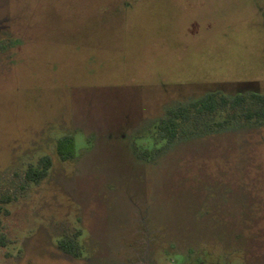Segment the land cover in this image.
<instances>
[{"label":"rangeland","instance_id":"374dc122","mask_svg":"<svg viewBox=\"0 0 264 264\" xmlns=\"http://www.w3.org/2000/svg\"><path fill=\"white\" fill-rule=\"evenodd\" d=\"M210 90L264 92V0H0V264H264V126L222 108L138 155Z\"/></svg>","mask_w":264,"mask_h":264},{"label":"trees","instance_id":"16d2710c","mask_svg":"<svg viewBox=\"0 0 264 264\" xmlns=\"http://www.w3.org/2000/svg\"><path fill=\"white\" fill-rule=\"evenodd\" d=\"M222 108L228 109V114L217 122L218 129H224L241 122L243 124L264 126V92L249 91L228 95L221 90H210L185 103L169 107L155 125L154 138L156 142H163V145L154 150L144 149L138 155L142 159H154L156 154L169 147L182 135L195 134V132L186 130L183 126L184 123L191 121L197 115H208ZM56 153L63 161L75 157V137L72 133L63 134L57 139ZM52 166L53 159L51 155L41 156L36 164L27 167L24 172L25 180L31 183H39L47 176ZM8 202H10V197H3L0 200V230L2 228L1 216L8 213V209L4 206ZM78 237V234L73 236L64 235L58 239V246L65 253L73 257H80L82 248Z\"/></svg>","mask_w":264,"mask_h":264}]
</instances>
